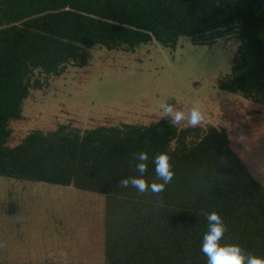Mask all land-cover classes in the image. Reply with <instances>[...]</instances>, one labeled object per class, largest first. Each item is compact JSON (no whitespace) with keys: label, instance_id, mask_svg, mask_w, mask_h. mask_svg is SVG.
Here are the masks:
<instances>
[{"label":"trees","instance_id":"trees-1","mask_svg":"<svg viewBox=\"0 0 264 264\" xmlns=\"http://www.w3.org/2000/svg\"><path fill=\"white\" fill-rule=\"evenodd\" d=\"M183 37L208 47L235 40L218 88L247 101L254 120L264 117V0H0V177L106 196L105 264H207L200 249L213 210L228 225L222 245L264 257V185L224 128L172 126L162 117L36 130L15 143L12 126L25 121L27 102L70 66L88 68L89 49L176 50ZM168 149L175 177L160 197L120 187L139 175L141 150L144 178L162 183L153 159Z\"/></svg>","mask_w":264,"mask_h":264},{"label":"rangeland","instance_id":"rangeland-1","mask_svg":"<svg viewBox=\"0 0 264 264\" xmlns=\"http://www.w3.org/2000/svg\"><path fill=\"white\" fill-rule=\"evenodd\" d=\"M237 49L235 40L208 47L185 37L176 50L157 43L135 52L91 48L88 68L70 66L27 102L25 121L12 126L15 143L71 124L82 131L111 122L149 125L163 117L161 102L182 110L199 103V126L226 129L264 185V117L254 120L247 101L218 88ZM106 203L100 194L0 177V264H105Z\"/></svg>","mask_w":264,"mask_h":264},{"label":"clouds","instance_id":"clouds-1","mask_svg":"<svg viewBox=\"0 0 264 264\" xmlns=\"http://www.w3.org/2000/svg\"><path fill=\"white\" fill-rule=\"evenodd\" d=\"M159 108L162 116L168 118V122L172 126L185 122L190 127H197L205 119V113L199 103H194L188 110H182L164 101L160 103ZM134 159L137 161L135 168L139 175L121 179L120 187L131 186L140 194L151 191L154 196L160 197V194L173 182L175 177L171 150L161 151L153 159L156 176L162 183L152 182L149 184L144 178V173L148 169L146 163L148 152L146 150L134 154ZM206 220L208 228L202 237L200 250L207 257V264H264V257L246 254L239 244H221L228 225L219 212L215 210L208 212Z\"/></svg>","mask_w":264,"mask_h":264}]
</instances>
